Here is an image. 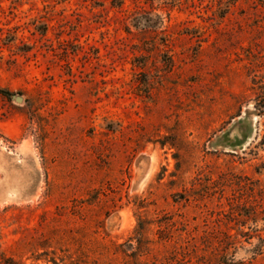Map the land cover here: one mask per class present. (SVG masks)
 Returning <instances> with one entry per match:
<instances>
[{"label": "rangeland", "instance_id": "1", "mask_svg": "<svg viewBox=\"0 0 264 264\" xmlns=\"http://www.w3.org/2000/svg\"><path fill=\"white\" fill-rule=\"evenodd\" d=\"M0 264H264V0H0Z\"/></svg>", "mask_w": 264, "mask_h": 264}, {"label": "water", "instance_id": "2", "mask_svg": "<svg viewBox=\"0 0 264 264\" xmlns=\"http://www.w3.org/2000/svg\"><path fill=\"white\" fill-rule=\"evenodd\" d=\"M11 99L14 100V102L19 105L23 103V97L21 96L13 95L11 96Z\"/></svg>", "mask_w": 264, "mask_h": 264}, {"label": "trees", "instance_id": "3", "mask_svg": "<svg viewBox=\"0 0 264 264\" xmlns=\"http://www.w3.org/2000/svg\"><path fill=\"white\" fill-rule=\"evenodd\" d=\"M0 94L4 95L6 97H11V94H9L8 92L3 91V90H0Z\"/></svg>", "mask_w": 264, "mask_h": 264}]
</instances>
